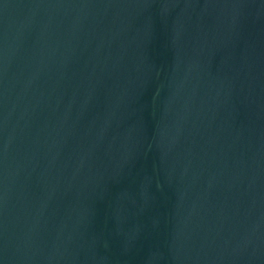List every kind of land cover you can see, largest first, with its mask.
<instances>
[{"label":"water","instance_id":"obj_1","mask_svg":"<svg viewBox=\"0 0 264 264\" xmlns=\"http://www.w3.org/2000/svg\"><path fill=\"white\" fill-rule=\"evenodd\" d=\"M0 264H264V0H0Z\"/></svg>","mask_w":264,"mask_h":264}]
</instances>
